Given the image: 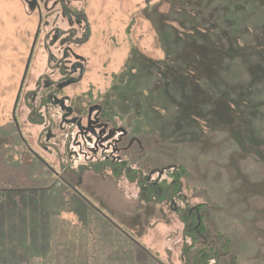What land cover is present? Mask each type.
<instances>
[{"label": "rangeland", "instance_id": "obj_1", "mask_svg": "<svg viewBox=\"0 0 264 264\" xmlns=\"http://www.w3.org/2000/svg\"><path fill=\"white\" fill-rule=\"evenodd\" d=\"M87 10L89 71L76 93L128 112L133 166L177 180L198 219L125 179L87 173L74 193L27 149L11 120L35 20L0 0V264H187L196 235L218 250L230 240L220 263L264 264V0H87ZM44 59L36 50L28 84ZM40 129L22 122L60 172L36 144Z\"/></svg>", "mask_w": 264, "mask_h": 264}, {"label": "flooded vegetation", "instance_id": "obj_2", "mask_svg": "<svg viewBox=\"0 0 264 264\" xmlns=\"http://www.w3.org/2000/svg\"><path fill=\"white\" fill-rule=\"evenodd\" d=\"M20 1L29 22L35 23L26 62L30 59V63L18 86L11 121L27 149L53 174H62V181L79 195L78 186L84 183L87 173H92L136 183L147 193L148 200L160 199L164 203L170 199L174 204L182 200L181 195H175L179 192L177 180L169 184L151 182L143 170L133 166V147L140 140L129 133L128 112L119 113L91 89L84 95L76 93L89 71L88 57L82 52L93 35L87 0ZM38 49L44 52V67L28 84L27 76ZM24 121L41 128L36 144L56 154L60 172L23 136ZM181 203L187 219H198L199 207H189L185 200ZM185 227L191 225L185 223Z\"/></svg>", "mask_w": 264, "mask_h": 264}, {"label": "trees", "instance_id": "obj_3", "mask_svg": "<svg viewBox=\"0 0 264 264\" xmlns=\"http://www.w3.org/2000/svg\"><path fill=\"white\" fill-rule=\"evenodd\" d=\"M181 68V67H180ZM186 68L185 66L182 67V70L184 71ZM170 191V189L168 190ZM203 227L199 226L194 228V231H201ZM195 239L194 244L189 246L185 250V257H186V263L187 264H209L210 261H215V264H244L240 262L236 256H232V260L230 263H220V255L221 253H229L230 252V240L225 238L222 239L223 243L220 246V249H212L207 247L206 243H200L199 245H196V240L198 239V235L193 237Z\"/></svg>", "mask_w": 264, "mask_h": 264}, {"label": "water", "instance_id": "obj_4", "mask_svg": "<svg viewBox=\"0 0 264 264\" xmlns=\"http://www.w3.org/2000/svg\"><path fill=\"white\" fill-rule=\"evenodd\" d=\"M30 55H32V52H31ZM30 58H31V56H30ZM29 63H30V59H29V62L27 63V66H26V69H25V74H26V72H27V70H28Z\"/></svg>", "mask_w": 264, "mask_h": 264}]
</instances>
